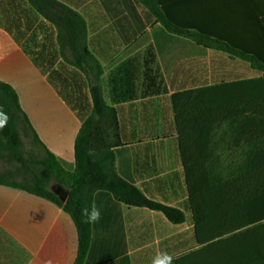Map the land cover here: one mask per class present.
Here are the masks:
<instances>
[{
	"label": "crops",
	"instance_id": "obj_1",
	"mask_svg": "<svg viewBox=\"0 0 264 264\" xmlns=\"http://www.w3.org/2000/svg\"><path fill=\"white\" fill-rule=\"evenodd\" d=\"M161 9L207 36L208 47L169 33L155 18ZM233 47H246L249 55ZM260 62L264 0H37L36 7L0 0V83L13 90L41 157L49 153L73 172L75 140L98 81L103 100L117 111L118 175L184 216L173 225L159 212L96 191L92 204L102 216L91 224L83 264H151L161 250L178 257L174 264H255L254 248L247 247L243 262L239 248L227 258L229 249L197 241L171 98L230 85L254 105L264 95ZM1 142L0 135V264H74L78 238L71 217L12 187L22 166Z\"/></svg>",
	"mask_w": 264,
	"mask_h": 264
},
{
	"label": "trees",
	"instance_id": "obj_2",
	"mask_svg": "<svg viewBox=\"0 0 264 264\" xmlns=\"http://www.w3.org/2000/svg\"><path fill=\"white\" fill-rule=\"evenodd\" d=\"M27 1L36 7L37 0ZM161 11H155V18L169 33L208 47L207 36L197 30L183 28L172 21L163 9ZM232 49L249 55L246 47ZM260 64L264 66V62ZM158 77L155 65V81ZM0 92L4 97L0 99V106L10 117L7 126L0 130L1 147L15 157L26 175L31 174L30 179L23 180L30 182L29 186L13 183L12 187L48 200L71 217L78 238L74 264H83L91 239V224L81 223L80 209L92 205L96 191L109 192L116 201L128 207L159 212L173 225L184 223L181 211L149 200L118 175L114 149L122 144L117 111L103 100L98 81L90 90L91 114L81 120L75 140L73 172L64 170L49 153L40 162L24 160L20 154L19 128L27 132L29 124L17 105L13 90L0 83ZM246 99L245 94L235 93L230 85H222L174 94L171 104L197 241L229 249V253H224L227 258L231 256L232 248H239L238 255L243 262H247V247L254 248L250 258L254 257L255 264H264V148L247 156L242 153L246 161L241 160L244 166L238 170L232 169L233 161L229 154H218L219 149L227 145L217 140L218 133L226 124L228 127L223 135L233 133L235 128L231 125L236 119L242 120L247 129H253L256 136L264 135V95L256 96L254 105ZM105 115L109 117L113 140L108 139L106 128L95 120V117ZM263 142L258 141L255 146L263 145ZM227 143L226 147L231 148V142ZM33 165L40 170L29 171ZM224 165L225 172L220 168ZM51 181L67 192L64 202L51 188L47 190L46 184Z\"/></svg>",
	"mask_w": 264,
	"mask_h": 264
},
{
	"label": "rangeland",
	"instance_id": "obj_3",
	"mask_svg": "<svg viewBox=\"0 0 264 264\" xmlns=\"http://www.w3.org/2000/svg\"><path fill=\"white\" fill-rule=\"evenodd\" d=\"M106 117L102 116V117H95V120L97 122H99L100 125H102L104 128H106V132H107V136L109 140H113L114 139V135L112 130L110 129V121H109V117L107 115H105ZM233 125H231L232 127H234L235 129L233 130V133H229L227 132L226 135H223L222 132H225V130L228 127V124L224 125V129L221 133H218L217 135V140H222L224 142H226V144L228 145L227 142H231V148H227L226 146L223 145V147H221L219 149V153L221 154L223 152H226L227 154H229L231 156V160L233 161L232 163V169H236L238 170L239 167L244 166V160L245 158H243L244 155H242V153H244L246 156L250 153V152H254L256 150H259L261 148H264V142L263 145H258L255 146L256 142H262L264 141V135L262 136H256L253 132V129H247L246 127H244V125H242L243 121L240 119H236ZM236 125V126H235ZM22 127V125H19V127ZM237 128H239V131H236ZM8 129V128H7ZM20 129V142H21V146H20V154H22V156H24V160H31L32 162H40L42 159L41 157V153L39 151V148L37 147V145H35L33 143V141L31 140V137L28 136V133L26 131L22 132L21 128ZM232 134V135H231ZM259 137V138H257ZM224 144V143H223ZM252 145V146H251ZM233 146V147H232ZM251 146V147H249ZM245 156V157H246ZM241 160H244L241 162ZM242 163V164H241ZM241 164V165H240ZM222 170H226L225 165L223 167H220ZM34 170V172H38L40 170V167H36V166H31L29 171ZM22 169L17 167V176L15 177V183H19L20 185L23 186H29L30 182H23L24 178L25 179H30L31 174H25L24 170L22 171ZM24 172V177L21 178L22 173ZM56 186L55 183L53 181H51L50 183L46 184V188L47 190H50V188Z\"/></svg>",
	"mask_w": 264,
	"mask_h": 264
},
{
	"label": "clouds",
	"instance_id": "obj_4",
	"mask_svg": "<svg viewBox=\"0 0 264 264\" xmlns=\"http://www.w3.org/2000/svg\"><path fill=\"white\" fill-rule=\"evenodd\" d=\"M10 117L3 110V106H0V130L4 129L9 121ZM81 223L83 224H95L101 220V209L93 203L90 206H84L80 209ZM178 257L170 254L166 250H161L151 259V264H174V261ZM51 264V261H49Z\"/></svg>",
	"mask_w": 264,
	"mask_h": 264
},
{
	"label": "water",
	"instance_id": "obj_5",
	"mask_svg": "<svg viewBox=\"0 0 264 264\" xmlns=\"http://www.w3.org/2000/svg\"><path fill=\"white\" fill-rule=\"evenodd\" d=\"M51 191L59 198L61 202H64L67 197V192L62 189L60 186H54L51 188Z\"/></svg>",
	"mask_w": 264,
	"mask_h": 264
}]
</instances>
